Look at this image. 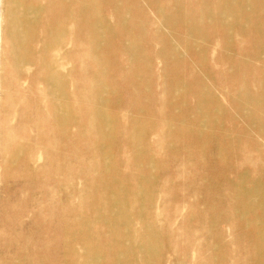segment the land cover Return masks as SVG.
<instances>
[{
  "label": "rangeland",
  "instance_id": "rangeland-1",
  "mask_svg": "<svg viewBox=\"0 0 264 264\" xmlns=\"http://www.w3.org/2000/svg\"><path fill=\"white\" fill-rule=\"evenodd\" d=\"M225 2L0 0V264L260 255L222 212L240 177L264 184V125L248 137L243 114L264 111V21L226 29L209 19ZM198 104L211 135L196 141L172 117Z\"/></svg>",
  "mask_w": 264,
  "mask_h": 264
},
{
  "label": "bare ground",
  "instance_id": "bare-ground-1",
  "mask_svg": "<svg viewBox=\"0 0 264 264\" xmlns=\"http://www.w3.org/2000/svg\"><path fill=\"white\" fill-rule=\"evenodd\" d=\"M236 7H242V10L245 13V18L238 19L233 14H230V9ZM90 9L93 10V7L91 5H90ZM209 17H210L209 19L211 20L214 17H218V20H216L215 23H218L220 26L226 29H230L233 27H241L242 30L244 31L246 30L245 29L246 24H251V23L253 24L255 22L259 23L261 19L264 21V0H226V2L222 6L218 5V9L215 11L213 10L212 15ZM250 28H251L250 32H256L258 30L256 28V25H253ZM94 34L97 37L95 46L98 48L101 45L107 43L112 36L108 27H102L100 24L96 25V28L94 29ZM254 43L256 46L257 42L254 41ZM164 44L168 46L169 50H172V46L168 45L167 43ZM250 53L251 50L249 46V49L247 50L248 56L250 55ZM253 54H258L259 59L264 62L263 48L256 50ZM171 59H172L171 61H173L174 63L177 62V59L175 57L171 56ZM114 61L115 60H113V62ZM191 80H193V77L191 78ZM194 80H197L196 76H194ZM143 81L147 86L148 84L147 81L145 79H143ZM132 83H136V82H132ZM173 83L175 84L174 86L172 85L171 82H169L168 94H170L172 87L174 92V89L178 86L177 85L178 83L175 80ZM261 85L264 86V79L262 80ZM131 86L136 87V84H132ZM174 93H172L171 95L172 99H174L179 95L178 92H176L175 94ZM117 103L118 101L115 102V104ZM202 106L203 105L198 104L195 108L193 107L190 111L186 109L179 110L177 118L172 117V119L175 120L176 123H178V126L172 128V130L177 129L179 131L182 130V131H187V133H193V135L197 139L196 141L208 139L211 135V128H209V126L203 125L201 122L198 121L201 115ZM100 107H102V105H100ZM256 108L257 109L252 112L250 110H245L243 112L246 118H250L254 121V123L251 124L253 127L251 129L250 134L252 135L250 134L247 135L246 131L241 130L239 136L247 135L248 137H252L255 133H258L263 129L262 124L264 125V111H262L257 106ZM193 111H194V116H191ZM248 112L250 113L248 114ZM135 113H139V109H135ZM250 114H252V116ZM108 125L110 126V123H108ZM108 125L105 124L107 129L109 127ZM224 134L225 133H223V135ZM175 140L179 142L184 141L186 143L193 142V140L190 139V137L185 135L177 136L175 137ZM230 144L232 143L231 142L228 143L227 147H229ZM253 148L258 150L259 146L257 144H253ZM225 149L226 146L223 144L218 147L217 151L218 153H221ZM250 161L255 163L256 160L252 156ZM253 192L256 193L255 197L252 195ZM263 194H264V184H262L259 179H256L254 184L250 186L246 183V180H244L243 177H240V179L236 182V184L232 185V190L229 193V200L225 204L224 206L225 209L222 212V215L225 216L226 218L229 217L232 220L233 218H235L236 231L244 233V231H246V228H253L255 230V233L252 236H249L247 238V241L249 246L256 247L253 248V252L260 255L251 256L250 254H246L248 255V258L252 259L253 262L251 264H264V195ZM256 226H258L259 229H255L254 227ZM10 264H19V262L15 260L12 261Z\"/></svg>",
  "mask_w": 264,
  "mask_h": 264
}]
</instances>
